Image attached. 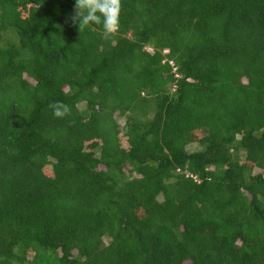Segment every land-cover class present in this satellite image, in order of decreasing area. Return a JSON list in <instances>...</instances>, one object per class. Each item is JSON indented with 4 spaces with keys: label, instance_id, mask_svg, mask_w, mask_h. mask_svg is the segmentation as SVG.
<instances>
[{
    "label": "trees",
    "instance_id": "obj_1",
    "mask_svg": "<svg viewBox=\"0 0 264 264\" xmlns=\"http://www.w3.org/2000/svg\"><path fill=\"white\" fill-rule=\"evenodd\" d=\"M74 4L0 0V264H264V0Z\"/></svg>",
    "mask_w": 264,
    "mask_h": 264
},
{
    "label": "clouds",
    "instance_id": "obj_2",
    "mask_svg": "<svg viewBox=\"0 0 264 264\" xmlns=\"http://www.w3.org/2000/svg\"><path fill=\"white\" fill-rule=\"evenodd\" d=\"M120 0H75L74 12L69 22L79 30L90 25L102 27L105 38L119 28ZM53 107V116L63 118L70 111L68 105L57 102Z\"/></svg>",
    "mask_w": 264,
    "mask_h": 264
},
{
    "label": "rangeland",
    "instance_id": "obj_3",
    "mask_svg": "<svg viewBox=\"0 0 264 264\" xmlns=\"http://www.w3.org/2000/svg\"><path fill=\"white\" fill-rule=\"evenodd\" d=\"M117 120H118L120 126L123 127V126H124V123H125V122H124V119H122V118H118ZM120 141H121V143H122L125 147H127V146H126V139L122 136V134L120 135ZM185 150H186L187 152H189V153H192V152H195V151L200 150V146H199L196 142H194V143H191L190 145H188V146L186 147ZM47 172H48L49 174H51L50 170H48Z\"/></svg>",
    "mask_w": 264,
    "mask_h": 264
}]
</instances>
